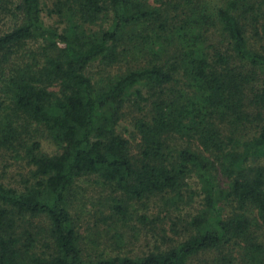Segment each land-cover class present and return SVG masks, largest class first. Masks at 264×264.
I'll list each match as a JSON object with an SVG mask.
<instances>
[{
    "label": "trees",
    "instance_id": "trees-1",
    "mask_svg": "<svg viewBox=\"0 0 264 264\" xmlns=\"http://www.w3.org/2000/svg\"><path fill=\"white\" fill-rule=\"evenodd\" d=\"M46 1L0 0V156L30 167L0 178V264H264V0ZM130 27L135 63L96 83ZM132 89L133 148L117 128ZM92 175L122 216L167 195L203 208L167 249L85 259L69 203Z\"/></svg>",
    "mask_w": 264,
    "mask_h": 264
},
{
    "label": "rangeland",
    "instance_id": "rangeland-1",
    "mask_svg": "<svg viewBox=\"0 0 264 264\" xmlns=\"http://www.w3.org/2000/svg\"><path fill=\"white\" fill-rule=\"evenodd\" d=\"M51 4L50 0L46 1ZM133 39V27L126 29L120 47V60L109 63L104 59L95 61L88 70L98 84L106 82L115 74L125 72L127 63H135L131 52L136 39L141 36L137 31ZM145 61V60H144ZM135 101H144L138 98L136 89L128 95L124 116L118 124L122 135L130 139L132 148L138 142V131L135 128V117L141 114ZM43 152L55 154L60 151L59 145L46 136H40ZM0 156V178L9 185H21L29 176L30 167L26 160L16 154L12 158V167L7 168ZM190 187L182 192L196 190V179L189 180ZM199 189V188H198ZM177 193V192H175ZM183 193V194H184ZM117 195L112 187L95 175L84 177L76 181L69 205L79 232V242L83 257H106L109 255L139 256L157 249H167L184 240L192 230L191 221L203 208L201 199L195 195L191 201L187 198L177 199L173 195L153 197L151 200L130 201L129 211L125 216L112 209L111 205L118 204ZM39 219H32L34 224H40ZM42 225V224H40ZM114 234H116L114 236ZM203 256H196L191 264H203Z\"/></svg>",
    "mask_w": 264,
    "mask_h": 264
}]
</instances>
